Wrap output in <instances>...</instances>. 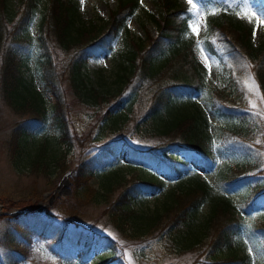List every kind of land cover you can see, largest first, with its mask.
Instances as JSON below:
<instances>
[{"label": "trees", "instance_id": "16d2710c", "mask_svg": "<svg viewBox=\"0 0 264 264\" xmlns=\"http://www.w3.org/2000/svg\"><path fill=\"white\" fill-rule=\"evenodd\" d=\"M157 1L160 9L146 13L155 34L146 31L143 39L128 40L123 62L118 64L123 71L118 79L129 81V73L136 77L134 91L141 86L151 87L141 121L163 138L150 149L130 147L126 159L175 178L190 173L187 160L175 156L176 152L192 157L197 154L212 166L216 154L206 131V113L195 102L188 111H173V95L204 91L205 101L218 120L216 138L228 156L225 169L216 183L206 175L190 174V182L170 195L159 209L145 212L130 205L140 196L159 190V183L137 175L128 181L114 175L116 183L110 182L113 177L107 178L105 191L95 189L88 183L97 164L93 158L80 164L74 175V185L83 195L80 206L105 202L110 191L119 187L109 204L111 222L120 232L127 225L128 237L164 234L174 252H193L191 264H250L248 257L230 253L234 245L244 241L264 264V36L253 40L251 27L237 14L239 1L227 4L205 0L199 4L193 0V6L178 0ZM255 2L264 11V0ZM139 6V0H117L106 17L84 22L74 0H17L15 4L13 0H0V94L17 114H27L17 122L11 144L13 166L19 171L51 179L67 169L71 138L69 104L62 87L66 66L57 68V51L67 59L69 84L77 97L107 99L108 95L87 86L82 69L89 58L96 59L112 48L113 40ZM194 7L199 8L205 24L203 47L216 55L227 71L226 84L221 88H204L202 66L193 51L196 41L188 26ZM35 19L36 34L30 28ZM32 49L36 52L41 89L22 69ZM244 80L255 83L261 114L248 111L246 96L250 94ZM142 81H146L144 85ZM47 96L52 97L51 103ZM133 100L129 99V106ZM40 129L57 130V142L65 149L48 148V136L29 142V135ZM109 146H113L111 152L115 155L116 142ZM222 185L240 186L245 191L241 200L233 201L218 188ZM19 205L14 210H34L37 201ZM62 206L0 216V221L5 220L0 226V264H21L30 259L34 243H43L69 260L79 252L82 262L94 256L98 261L91 260V264H124L112 257V240L81 225L78 210ZM254 210L258 216L251 220L247 213Z\"/></svg>", "mask_w": 264, "mask_h": 264}, {"label": "rangeland", "instance_id": "374dc122", "mask_svg": "<svg viewBox=\"0 0 264 264\" xmlns=\"http://www.w3.org/2000/svg\"><path fill=\"white\" fill-rule=\"evenodd\" d=\"M181 4L193 5L191 0H178ZM234 0H228L233 2ZM238 16L243 23L249 25L252 29L253 40L258 41L264 36V11L256 6L254 0H239ZM14 4L17 0H13ZM77 6L80 19L84 22L104 18L109 10L114 8L117 0H74ZM140 6L137 11L126 20L125 28L121 29L118 36L112 42V48L102 53L98 58H89L85 63L82 73L87 86H92L101 95H108L107 99H81L74 93L69 84L67 59L64 55L59 54L56 61L57 68H64L62 87L64 89L66 101L69 104V138L70 148L67 151V169L51 179L43 175H33L27 171H19L13 166L12 157V140L13 131L18 121L27 114H17L5 102L0 94V216L14 214V208L25 202L37 201L36 212L41 206L50 208L62 207L78 210V222L84 227L93 230L94 233L105 236L114 243L112 257L120 258L124 264H191L193 252L176 253L172 250L168 237L164 234H145L137 238L128 237L130 230L124 224L123 232L114 228L111 222V213L109 210L110 202L116 197L120 188H114L110 191L107 201L98 204L81 205L83 195L74 185V175L77 167L91 161L97 160L96 166L92 169V178L88 180L93 188L105 191L107 186L105 179L116 175L119 179H129L133 175L141 176L143 180L159 183L161 188L155 193H149L140 196L132 201L130 208L137 211H150L159 209L170 199L176 190L185 187L190 182V177L182 175L181 177L167 176L156 172L151 167L140 164H131L126 159L130 147L146 150L153 147L163 137H157L147 129V125L141 121L142 113L146 110L151 87H140L134 91L136 82L135 75H130V80L118 79V75L123 73L118 64L123 62L124 51L129 39L141 40L145 32L155 34L153 23L147 19V12H156L160 9L157 0H139ZM35 19L30 28L36 34L37 26ZM190 33L198 43L194 46V55L196 60L201 64L203 78L206 88H221L226 84L227 71L223 69L222 64L216 55L207 51L201 44L200 38L204 31L205 24L202 14L198 7H194L193 16L188 21ZM255 33V35H254ZM36 52L30 50L25 56L24 70L26 76L34 77V82L38 89L42 88V81L39 78V69L35 60ZM146 81H142L144 85ZM247 92L248 111L252 114L262 113V104L260 101L259 91L255 83L251 80H244ZM117 89H120L118 91ZM112 93L115 94L112 96ZM134 98L129 106V99ZM48 102L51 103L52 97L47 96ZM191 99L196 100L203 109L208 118L206 131L211 138V150L215 152V163L208 165V160L202 156L192 157L190 154L181 155L177 152L174 154L180 159L188 161L189 168L197 175H207L212 182H217L220 173H223L224 160L228 158L227 154L221 148L216 138V126L218 120L214 113L208 107L203 93L183 94L182 96L173 95L175 107L174 112H184L191 108ZM116 118L113 122L112 119ZM48 131V133H47ZM58 131L54 129H40L35 135L29 136V142L33 140L40 141L45 136L49 138L48 148L65 149V145L57 142ZM116 142L117 151L115 155L111 152ZM150 149V148H149ZM155 149V148H152ZM264 153V152H263ZM239 160V159H238ZM237 160V161H238ZM89 166V165H88ZM68 173V175H66ZM117 179V178H116ZM115 177L110 179L111 183H116ZM118 180V179H117ZM115 186V185H114ZM122 188V187H121ZM222 191L228 193L233 201L239 202L243 197L244 190L240 186L222 185ZM102 201V200H101ZM135 202V203H134ZM44 208V209H46ZM204 208V206H203ZM201 209L203 211L204 209ZM43 209V210H44ZM42 210V211H43ZM249 219L258 216L257 211L247 213ZM5 220L0 221L3 227ZM237 256H246L250 264H260L257 253H254L249 242H242L234 245L230 253ZM92 262L97 263V259ZM91 261L82 262L80 253L76 252L69 260L64 255L55 254L46 248L43 243H34L32 256L30 259L21 264H91Z\"/></svg>", "mask_w": 264, "mask_h": 264}, {"label": "snow or ice", "instance_id": "6c2138e0", "mask_svg": "<svg viewBox=\"0 0 264 264\" xmlns=\"http://www.w3.org/2000/svg\"><path fill=\"white\" fill-rule=\"evenodd\" d=\"M189 2H191V0H189ZM214 2H216V3H227L228 0H214ZM81 3L83 4V0H81ZM197 3L204 4L205 0H197ZM254 35H255V33H254Z\"/></svg>", "mask_w": 264, "mask_h": 264}, {"label": "water", "instance_id": "95a60500", "mask_svg": "<svg viewBox=\"0 0 264 264\" xmlns=\"http://www.w3.org/2000/svg\"><path fill=\"white\" fill-rule=\"evenodd\" d=\"M66 175H68V173ZM43 208H44V206L40 205V208L38 210H42Z\"/></svg>", "mask_w": 264, "mask_h": 264}, {"label": "bare ground", "instance_id": "6f19581e", "mask_svg": "<svg viewBox=\"0 0 264 264\" xmlns=\"http://www.w3.org/2000/svg\"><path fill=\"white\" fill-rule=\"evenodd\" d=\"M30 136V135H29ZM28 139V138H27ZM27 144V143H26ZM140 180V179H139ZM128 181V180H127ZM139 184V183H138ZM140 184H141V182H140ZM142 184H143V182H142ZM144 184H145V182H144ZM147 186V185H146ZM129 202V201H128ZM135 203V202H134ZM126 207V206H125ZM127 209V208H126ZM131 211V210H130ZM126 213V212H125Z\"/></svg>", "mask_w": 264, "mask_h": 264}]
</instances>
